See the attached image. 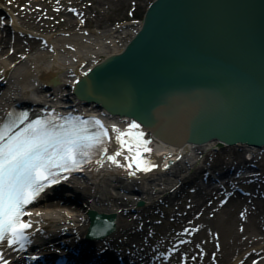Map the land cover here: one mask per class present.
Masks as SVG:
<instances>
[{
  "label": "bare ground",
  "instance_id": "6f19581e",
  "mask_svg": "<svg viewBox=\"0 0 264 264\" xmlns=\"http://www.w3.org/2000/svg\"><path fill=\"white\" fill-rule=\"evenodd\" d=\"M16 1L22 4L28 2ZM36 3L37 0H30L26 10L39 18ZM0 15L4 16L2 20L4 23L0 21V26L4 24L10 31L23 33L17 20L7 8L0 7ZM6 26L0 29V87H2L0 121L11 107L29 100L43 101L51 107H58L59 104L56 103L59 96L66 99L72 96L71 89L77 80L92 65L108 56L110 52L105 51V48L114 49L113 34L117 31V28H109L103 33L94 31L87 34L74 32L63 37L40 36L43 40L42 46L31 54H24L22 60L15 63L18 49L10 54L7 53V46L10 49V43L7 39ZM71 26L77 27L76 24ZM122 40H120L121 44ZM111 52L113 53L114 50ZM46 84L52 85L51 89H47L52 91L49 92L51 93L49 96H53L51 98H45L44 91L37 89L38 86ZM57 93L60 95L58 96ZM39 105L41 104L36 103L34 109L42 110L43 106ZM86 108L92 113L99 114V118L109 131L107 143L101 156L98 157L100 159L83 167L81 174L63 184L62 187L67 188L64 196L55 197L54 194L44 193L35 199L34 202H42V205L38 210L32 208L30 215L27 216L26 223H30L31 227L25 231L24 248L19 249L18 246L10 248L6 242L0 247V254L9 264H25L29 259L32 260V256L44 254H54L52 260L55 259L58 263L65 262L61 253L57 254V250L66 253L65 257H72L67 264H75L76 261L83 259H87L89 264H154L156 260L161 259L160 254H164V251L169 252L170 249L174 252L171 264H251L250 260L253 256L258 257L255 264H264V212L258 216V213L251 210L249 204L243 203L241 196L228 195L221 187L212 188V192L216 195L221 191L225 195L224 206L213 203L207 205L206 194L197 185L194 187L196 203L184 208L185 205L183 206L179 194L181 186L195 181L194 175L198 168L193 167L200 159L199 155L209 150L235 148L256 157L257 149L240 146L224 147L214 143L173 147L163 144L150 132L146 133L142 128L133 127L136 122L132 119L106 117L105 111L97 109L92 104H88ZM89 110L85 109L84 112ZM118 151L121 152V155L115 157L118 163L113 164L108 160V156H114ZM240 168L244 170L246 167L241 165L237 167ZM186 170L189 171H187L188 175H184ZM250 177L252 175H242L241 179ZM109 189H115L114 193ZM119 190L127 194L120 195ZM131 192L135 193L132 195L136 196V199L139 198L141 203L144 199L145 206L135 209V219L132 222H124L125 219L131 218L127 212H123L119 221L114 208L131 203L134 205L136 200L132 202L133 199H130L132 195H128ZM123 196H128L129 199ZM65 197L67 198L63 199ZM50 198L54 201L47 202L46 200ZM59 203L63 206L74 205L75 209L63 210ZM161 204L170 208L168 215L177 216L174 219L177 224H189L195 227L205 224L204 227L187 228L183 232L174 234L186 239L182 246L164 241L158 243L156 251H152L151 248L160 232L165 234V237H172L174 236L172 233H176L175 227H168L171 231L167 233L146 221V211L158 208ZM182 208L184 213L180 211ZM236 210H239L240 217L238 219L233 217V220L234 223L239 222L238 228H232L233 224L231 228L208 227L211 225L209 220L213 217L217 218L220 211L229 218ZM88 211H95L97 214L113 213L116 217L114 231L98 241L88 243L83 241L82 235L89 227ZM209 213L212 214L211 217L208 216ZM134 222H137L136 226L133 225ZM155 243L157 245V242ZM69 249L72 252H69ZM196 250L204 254L202 258L198 257L199 252L198 256L195 254ZM210 254H214V257L210 258ZM52 260L49 258L44 261H51L49 263L51 264L55 261Z\"/></svg>",
  "mask_w": 264,
  "mask_h": 264
},
{
  "label": "water",
  "instance_id": "95a60500",
  "mask_svg": "<svg viewBox=\"0 0 264 264\" xmlns=\"http://www.w3.org/2000/svg\"><path fill=\"white\" fill-rule=\"evenodd\" d=\"M71 93L169 146L264 148V0H152ZM87 216L85 241L114 231V214Z\"/></svg>",
  "mask_w": 264,
  "mask_h": 264
},
{
  "label": "rangeland",
  "instance_id": "374dc122",
  "mask_svg": "<svg viewBox=\"0 0 264 264\" xmlns=\"http://www.w3.org/2000/svg\"><path fill=\"white\" fill-rule=\"evenodd\" d=\"M27 1L28 2L22 4L18 3L16 0H0V6L2 8H7L12 13L23 30V33L14 32L10 31L6 25H3V27H7V39L10 43V49L7 46L8 50L7 48H5V50L10 54L14 52L15 49H18V55L14 59L15 63L22 60L24 54H31L36 51L37 48L42 46L43 40H41L40 36L45 35L63 37L74 32L87 34V32L95 31L103 33L109 28H117V31L113 34L115 44L114 49H116V46L118 47L121 43V39L124 40L130 33H133L138 28L140 17L142 16L145 7L152 0H37L36 8L38 9L37 13L39 18H36L35 15L29 14L26 10L30 0ZM2 20H4V16L0 15V21L3 22ZM71 24H76L77 27L74 28ZM125 24L127 25L124 26ZM1 28L2 27H0V29ZM110 49V47H106L105 51L110 52ZM258 151L255 154L256 157H253V160L249 162L243 160L244 151L235 148H221L215 151L209 150L204 154L199 155L200 159L193 167L198 168V171L194 175L195 181L179 188L181 202L183 206L185 205L184 208L190 204L196 203L197 197H195L196 193L194 187L197 185L200 186L201 190L206 194L207 205L213 203L217 206H224L222 202L225 199V195H223L221 191L216 195H213L214 192H212V188L221 187L222 191L226 192L228 195L237 194L241 196L243 203L247 205L249 204L248 206H250L252 211L258 213V216L263 213L264 150L261 149ZM238 164L245 167L252 165L253 168H248V172H252L255 177L241 179L242 174L235 173V171H237L235 170V167ZM191 170L189 169V171ZM187 171L188 170L184 172V175H188L187 173L189 171ZM211 177L214 180H212ZM114 190L115 189H109L111 193H114ZM238 190L242 193L240 194ZM119 191L118 194L120 195H123V193L124 195L127 194L122 190ZM132 194L135 193L131 192L128 195ZM123 198H128V196H123ZM136 198V196H130V199H133L132 202L136 200L134 205L131 203V205L127 206H118L119 208L114 206L116 207L114 208V212L119 216V221H121V215L123 212H127L131 215V218L125 219L124 222H132L135 219V209L145 206L146 202L144 199L142 203H139V198ZM50 199L46 201H54V199ZM158 202L160 203V200ZM41 205L42 202L35 203L33 210H38V207ZM59 205L63 210L71 211L72 209H75L74 205L71 206L70 204H64L63 206V204L60 203ZM184 208L180 210L182 213H184ZM169 209L170 208L165 204H161L158 208H151L149 212L146 211L145 213V216L147 217L146 221L151 222L153 226L160 229V231H165L167 233L168 231H171L168 227H175L176 233H172L173 235L183 232L187 228H203L205 225L203 224L201 227H195L189 224H177L174 220L177 216H173L172 214L168 215ZM218 214L219 216L217 218L214 219L213 217L209 220L211 221V225L208 226L209 228H217V226L231 228L232 224V228H238L239 222L234 223L233 217L237 219L240 217L239 210H236V212H234L229 218L222 214L221 211ZM163 215L164 218H162ZM208 216L211 217L212 214L209 213ZM133 225L136 226L137 222H134ZM158 235L159 236L156 237L155 241L157 242V245L154 242V246L151 248L152 251L158 249L159 242L164 243L165 241L167 243V241H170L177 244L186 241V239L180 235L165 237V234L161 232ZM148 236L150 237L151 234L149 233ZM198 250L195 252L197 256L199 252ZM173 255V249H170L169 252L164 251V254H160L159 256L161 259L159 261L156 260L154 264H171ZM203 255L202 252H199L198 257L202 258ZM209 256L210 258H213L214 254H210ZM257 259L258 257L253 256L250 263L255 264Z\"/></svg>",
  "mask_w": 264,
  "mask_h": 264
},
{
  "label": "snow or ice",
  "instance_id": "6c2138e0",
  "mask_svg": "<svg viewBox=\"0 0 264 264\" xmlns=\"http://www.w3.org/2000/svg\"><path fill=\"white\" fill-rule=\"evenodd\" d=\"M26 118L25 114L18 122L13 121L6 131L11 132ZM86 123L89 122L79 118H69L65 123L34 121L7 137L6 131L0 129V244L6 242L10 248L23 249L25 231L31 227L21 219L30 215L24 211L26 205L49 184L67 178L61 177L59 172L76 170L88 163L86 157L90 151L104 143L101 135L106 136L107 130L103 125L95 121L103 131L88 135L83 128ZM119 155L121 152L118 151L114 156H108V160L117 164L115 157ZM0 262L9 264L2 254Z\"/></svg>",
  "mask_w": 264,
  "mask_h": 264
}]
</instances>
